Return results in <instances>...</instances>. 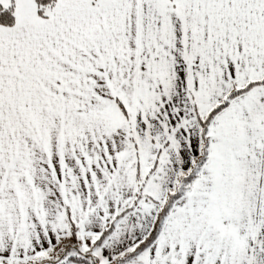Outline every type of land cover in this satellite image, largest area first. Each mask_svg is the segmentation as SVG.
Masks as SVG:
<instances>
[{
  "label": "snow or ice",
  "instance_id": "6c2138e0",
  "mask_svg": "<svg viewBox=\"0 0 264 264\" xmlns=\"http://www.w3.org/2000/svg\"><path fill=\"white\" fill-rule=\"evenodd\" d=\"M0 264H264V0H0Z\"/></svg>",
  "mask_w": 264,
  "mask_h": 264
}]
</instances>
